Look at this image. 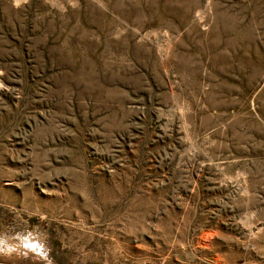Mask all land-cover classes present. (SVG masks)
<instances>
[{
    "label": "rangeland",
    "instance_id": "1",
    "mask_svg": "<svg viewBox=\"0 0 264 264\" xmlns=\"http://www.w3.org/2000/svg\"><path fill=\"white\" fill-rule=\"evenodd\" d=\"M0 261L264 264V0H0Z\"/></svg>",
    "mask_w": 264,
    "mask_h": 264
},
{
    "label": "crops",
    "instance_id": "2",
    "mask_svg": "<svg viewBox=\"0 0 264 264\" xmlns=\"http://www.w3.org/2000/svg\"><path fill=\"white\" fill-rule=\"evenodd\" d=\"M0 263H6V264H16V263H10V262H5V261H0Z\"/></svg>",
    "mask_w": 264,
    "mask_h": 264
},
{
    "label": "water",
    "instance_id": "3",
    "mask_svg": "<svg viewBox=\"0 0 264 264\" xmlns=\"http://www.w3.org/2000/svg\"><path fill=\"white\" fill-rule=\"evenodd\" d=\"M0 264H6V263H0Z\"/></svg>",
    "mask_w": 264,
    "mask_h": 264
}]
</instances>
